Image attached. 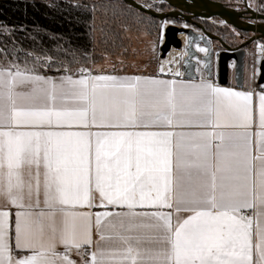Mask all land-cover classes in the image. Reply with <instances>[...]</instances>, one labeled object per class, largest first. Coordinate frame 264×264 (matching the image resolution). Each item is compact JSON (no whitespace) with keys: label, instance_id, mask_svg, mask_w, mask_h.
I'll list each match as a JSON object with an SVG mask.
<instances>
[{"label":"snow or ice","instance_id":"6c2138e0","mask_svg":"<svg viewBox=\"0 0 264 264\" xmlns=\"http://www.w3.org/2000/svg\"><path fill=\"white\" fill-rule=\"evenodd\" d=\"M252 98L203 78L0 68V196L19 209L14 235L0 210V264H76L94 191L113 211L95 213L87 264H264V92L254 133ZM79 127L112 130H61ZM106 219L124 229L118 253L99 247Z\"/></svg>","mask_w":264,"mask_h":264},{"label":"rangeland","instance_id":"374dc122","mask_svg":"<svg viewBox=\"0 0 264 264\" xmlns=\"http://www.w3.org/2000/svg\"><path fill=\"white\" fill-rule=\"evenodd\" d=\"M92 8L94 7L96 11L94 12L95 17L93 23H95L96 29L94 30V38H95V46L93 54H100L102 56L98 58H105L98 65L106 66L114 68L116 67H128L135 68L138 65L141 67H145L149 61L161 60V62H167L170 58V52L173 50L176 52L175 57L172 62L179 61L180 68L182 71V61H183V51H176L173 47L168 52V55L164 57L161 45L162 42V28L165 21H170L177 26L191 27L197 32H203L201 28L197 26H193L190 22L186 20L177 21L175 19H167L163 22L157 19H152L148 16H144L139 11L133 9L130 6L122 5L121 3L115 4L114 7L109 9L107 5H103L104 1L108 0H86ZM143 5L150 6V8L155 7V0H138ZM222 1L225 5L228 6H241L243 8H250L255 10L256 12L264 13V0H219ZM161 5V4H160ZM161 7V6H160ZM162 7H165L162 4ZM168 7V6H167ZM158 8V7H157ZM155 7V9H157ZM200 22H206V28L216 34H222L227 38L231 39L233 43L237 44L239 42V38L241 37V32L236 28L231 27L227 23H225L222 19L217 17L212 18H202ZM169 24V25H170ZM168 26V25H167ZM111 28L113 32H109ZM108 31V32H107ZM165 33V30H164ZM187 35V34H186ZM165 37V34H164ZM54 39V38H53ZM55 43L57 42L56 39ZM227 40V39H225ZM110 43V45H109ZM264 45V40L255 42L252 46L246 50L245 57V71H244V81L252 83L254 87L264 88V84H260L258 82V78L260 75V63L261 57L256 54L257 46ZM222 46L220 45L219 48ZM195 48L198 51V55L194 57V60L197 62V69L199 73L203 70L204 59L201 54L205 53L200 51L201 48L207 49L202 44H195ZM214 47V57L218 56L221 49ZM59 50L63 52V54L67 56L77 57L73 62L74 65H70L69 59L68 64L66 65L67 69L70 71L80 72L81 69H89L95 62L93 59L90 60L86 58V64L83 60L79 58V56H74L69 54L66 50L62 49L60 45H57L55 48V55L45 56L47 62H52L54 59L59 56ZM183 50V49H182ZM60 51V52H61ZM186 54L187 49L185 50ZM61 52V53H62ZM207 52V51H206ZM91 53V55H92ZM79 55V54H78ZM170 56V57H169ZM19 54H12L7 50H3L0 46V66H18L20 69H29L25 62L19 61ZM83 59V58H82ZM153 59V60H152ZM66 60V59H64ZM216 60V57H215ZM215 62V61H214ZM231 75L234 74V62L231 61ZM77 66H76V65ZM97 64V63H96ZM216 62L214 67H216ZM183 73V71H182ZM205 73V72H204Z\"/></svg>","mask_w":264,"mask_h":264},{"label":"trees","instance_id":"16d2710c","mask_svg":"<svg viewBox=\"0 0 264 264\" xmlns=\"http://www.w3.org/2000/svg\"><path fill=\"white\" fill-rule=\"evenodd\" d=\"M117 3L160 20L124 0H108L103 5L111 9ZM95 11L86 0H0V46L12 54H19V61L27 64L28 71H70L66 67L69 65L68 59L70 65H74L77 57L67 56L61 50L52 62L46 61L47 54H56L57 45L69 54L79 56L85 62L83 64L89 57L95 61L92 62L94 65L98 64L105 58H98L102 55L92 53L95 49ZM112 29L109 32H113ZM53 38L57 40L56 43Z\"/></svg>","mask_w":264,"mask_h":264},{"label":"water","instance_id":"95a60500","mask_svg":"<svg viewBox=\"0 0 264 264\" xmlns=\"http://www.w3.org/2000/svg\"><path fill=\"white\" fill-rule=\"evenodd\" d=\"M128 4L136 7L140 11L147 14H151L159 18L162 22L170 18H180L179 16H184L186 21L192 20L194 17L201 18H212L217 17L222 19L225 23L238 30L253 32L254 36L252 40L264 39V13L256 12L248 8L247 10H237L236 8L225 5L222 1L218 0H167L174 7L179 10H171L167 12H160L155 9L150 8L140 3L138 0H124ZM182 11L187 12L184 15ZM249 15V16H248ZM249 17L252 20H246ZM262 20V21H260ZM195 23V22H194ZM202 29L203 32H197L191 27L177 26L175 24H170L165 28V41L161 45V50L166 57L168 52L172 47L180 52L182 51V39L180 38V32H185L187 34V53L182 61V69L184 76L187 78H196L199 73L197 70V62L194 57L198 55V51L195 48V44H202L207 48V52L201 54L204 59L203 70L207 74L208 78L214 77V69L216 70V75L221 84H227L229 82L231 64L234 62V77L236 85L238 87L244 86V71H245V57H246V43L240 45L239 47H232L226 44L223 39L219 36L212 35L205 26L201 23L196 22ZM212 38L218 39L224 50L219 52L218 59L215 60L213 54ZM216 67H214L215 62ZM260 75L258 82L264 84V58L260 63Z\"/></svg>","mask_w":264,"mask_h":264},{"label":"crops","instance_id":"0c3cea01","mask_svg":"<svg viewBox=\"0 0 264 264\" xmlns=\"http://www.w3.org/2000/svg\"><path fill=\"white\" fill-rule=\"evenodd\" d=\"M154 61H149V63H147V65L145 67H141V65L137 64V67L135 68H126V67H106V66H101L98 64H95L93 66H91L89 69H87L88 72H90L92 75H114V76H118V77H125V76H141V77H150V78H155V79H162V80H188V79H192L193 81L199 82L202 78L203 79H207L210 80L212 83L220 86V87H224V88H232L235 91H244V92H248L251 91L253 93V98H252V127L249 129V131L251 132H256L259 130V94L261 92H264V88L261 87H254L252 86V83L249 82V80L247 82L244 81V86L243 87H238L236 85V81H235V77L234 74H230L229 77V82L227 84H221L218 80L217 75H214V77L212 78H208L207 74L204 73L203 71L201 73H199L198 77L196 78H187L184 76V72L182 73L181 68L179 67V61L176 60V62H161V60L156 61L155 58H153ZM152 59V60H153ZM103 63V62H101ZM182 65V64H181ZM4 67H13L14 66H0V68H4ZM161 69H163V71H161ZM24 70V69H21ZM198 70V69H197ZM33 74H40V75H46V76H50V77H59L61 75H65V74H71L73 75L74 78H79L80 76V72L77 71H63V72H35V71H30ZM179 72L181 73L180 76H176L175 73ZM61 130H79V131H86V130H91L93 132L95 131H110L112 129H107V128H90V129H84L82 127L79 128H73V129H61ZM141 130H145V129H141ZM147 130H152V131H198V130H207V129H188V128H176V129H169L166 127H160V128H151V129H147ZM225 131H233V132H242L244 129L242 128H228V129H224ZM194 177L195 174L193 173ZM92 207H84V208H77V211H85V212H91L93 214V232H92V238H93V244L90 247H85L82 248L81 250L77 251L75 249H72L71 251V258L73 260L76 261V264H87V262L90 260V256H87L85 254L86 251H90V253L92 251H95L97 248V244L96 241L99 240V233L96 231L95 228V213L97 212H104V211H113V209L111 208H103L100 206L101 204V198L98 192H93L92 193ZM0 210H8L10 211V213L12 214L10 216V235H14V231H11L12 229H14V223H15V212L18 211L19 209L11 206L8 201L0 196ZM165 211H167V209H165ZM189 213H181L180 216L181 217H186ZM246 215H253V213L251 212H247ZM174 220H175V214H174ZM144 223V224H150L152 223L149 220H143V221H136V223ZM111 223H115L116 227L113 228L110 226V222L109 220H105L104 224L105 227L103 228V234L108 237V239L101 241L99 247L103 248L106 252L108 253H112V252H119L123 249V245L120 242L119 239H117V233H122L124 231V229H122L120 227V223L118 220L112 219ZM125 227H127V221H125ZM150 229L149 228H142L139 229L140 234L143 235H147L150 233ZM255 236L253 237V243H255ZM57 251L59 252H63L64 249L63 247H58ZM14 255L20 256V255H28L30 253L28 252H17L14 251L13 253Z\"/></svg>","mask_w":264,"mask_h":264},{"label":"flooded vegetation","instance_id":"af4514ba","mask_svg":"<svg viewBox=\"0 0 264 264\" xmlns=\"http://www.w3.org/2000/svg\"><path fill=\"white\" fill-rule=\"evenodd\" d=\"M219 1V0H218ZM155 2V7L157 8V9H155V7H153L152 9H155V10H157V11H160V12H167V11H171V10H179V9H177L176 7H174L170 2H168L167 0H155L154 1ZM141 3V2H140ZM161 4V5H160ZM162 4H164L165 5V7H162ZM161 6V7H160ZM168 6V7H167ZM230 7H233V8H236L237 10H242V11H244V10H247L248 9V7H246V8H243V7H241V6H230ZM183 13H184V15L185 14H187V12H185V11H182ZM249 16V15H248ZM180 18H170V19H175V20H177V21H180V20H184V16H182V15H180L179 16ZM202 18L201 17H194L192 20H194V21H192V22H190V21H188V22H190L193 26H197V27H199V28H201L196 22H198V23H201V24H203L204 26L206 25V22H200V21H202L201 20ZM246 20H252V19H250L249 17H246ZM161 21V20H160ZM260 21H262V20H260ZM195 22V23H194ZM181 27V26H180ZM205 28H206V26H205ZM207 29V28H206ZM208 30V29H207ZM238 30V29H237ZM209 32H211L212 33V35H214V36H219V37H221L222 39H223V41L226 43V44H228V45H230V46H232V47H239L240 45H242V44H244V43H246L245 44V46H243L244 47V49H249L251 46H252V44L253 43H255V42H258V41H261V40H264V39H260V40H252V38H253V36H254V33L253 32H247V31H242V30H238V31H240L241 32V37L239 38L240 40H239V42L237 43V44H235V42L233 43V41L231 40V39H229V38H227L226 36H223L222 34H216V33H214V32H212V31H210V30H208ZM225 39H227V40H225ZM222 46V44H221V42L218 40V39H216V38H212V46H213V49H214V47H217V48H219V46ZM219 49H221V51L222 50H224L225 48L222 46L221 48H219ZM214 53H216V52H214L213 51V54ZM216 57V56H215ZM214 75H216V70L214 69ZM230 74H231V72H230Z\"/></svg>","mask_w":264,"mask_h":264},{"label":"bare ground","instance_id":"6f19581e","mask_svg":"<svg viewBox=\"0 0 264 264\" xmlns=\"http://www.w3.org/2000/svg\"><path fill=\"white\" fill-rule=\"evenodd\" d=\"M170 23H172V22H170V21H165L164 22V24H163V28H162V42L164 41V30H165V28H166V26L167 25H169ZM179 36H180V38L182 39V51L184 52L183 53V56H186V46H187V35H186V33L185 32H180V34H179ZM175 55H176V52L175 51H171L170 52V56L172 57V59L170 58L167 62H172V60H173V58L175 57ZM169 56V57H170Z\"/></svg>","mask_w":264,"mask_h":264},{"label":"built area","instance_id":"2783aa9c","mask_svg":"<svg viewBox=\"0 0 264 264\" xmlns=\"http://www.w3.org/2000/svg\"><path fill=\"white\" fill-rule=\"evenodd\" d=\"M256 50H257L256 54H258V55L261 57V59H263V58H264V45H262V46H257V47H256ZM218 57H219V55L216 56V59H218ZM85 254H86L87 256H90V251H86Z\"/></svg>","mask_w":264,"mask_h":264}]
</instances>
